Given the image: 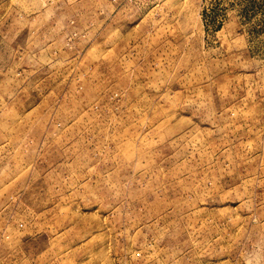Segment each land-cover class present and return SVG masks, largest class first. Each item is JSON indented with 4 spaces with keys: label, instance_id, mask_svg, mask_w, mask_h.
<instances>
[{
    "label": "rangeland",
    "instance_id": "374dc122",
    "mask_svg": "<svg viewBox=\"0 0 264 264\" xmlns=\"http://www.w3.org/2000/svg\"><path fill=\"white\" fill-rule=\"evenodd\" d=\"M0 264H264V0H0Z\"/></svg>",
    "mask_w": 264,
    "mask_h": 264
}]
</instances>
